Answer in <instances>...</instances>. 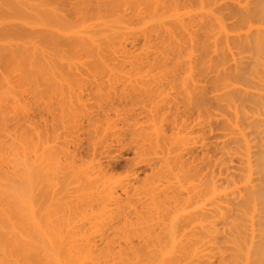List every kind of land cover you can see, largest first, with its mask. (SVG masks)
Segmentation results:
<instances>
[{"label":"bare ground","instance_id":"obj_1","mask_svg":"<svg viewBox=\"0 0 264 264\" xmlns=\"http://www.w3.org/2000/svg\"><path fill=\"white\" fill-rule=\"evenodd\" d=\"M193 1L0 0V264H264V130L259 127L263 123L264 128V0ZM169 63L176 68L168 69ZM120 64L138 66L134 72L144 71L148 78L161 76L160 86L172 83L158 90L162 98L152 110L161 123L153 124L155 140L146 145L180 144L187 151L173 157V150L165 149L160 165L152 162L153 172L137 184L119 182L122 178L109 174L107 165L96 164L98 154L111 152L112 143L104 138L110 133L121 139V133L112 118L90 117L86 110V95L105 94L116 102L118 91L122 96L136 89L157 93L153 78L139 88L141 74L135 75L139 86L133 82L134 69L126 78L129 68ZM186 64L188 77L177 72ZM159 67L165 72L160 74ZM107 68L115 69L111 74L123 83L133 78L129 87L115 92V78H104ZM199 68L212 81L199 77ZM85 76L94 78L95 89L86 87ZM132 82L139 87H130ZM179 93L185 101L180 108L167 101H179ZM55 99L65 129L83 127L89 113L90 160L85 161L79 144L72 150L67 138L63 147L62 141L58 146L45 142L44 126L32 119L33 103L47 109ZM173 107L183 110L179 120L185 124L174 127L177 135L185 131L178 143L164 130L170 112L175 120L181 112ZM254 126L262 131L255 134ZM216 129L224 132L222 140H215ZM140 146L137 168L151 162L144 156L152 150ZM234 157L241 163L237 177ZM91 160H97L95 165ZM135 174H130L133 179Z\"/></svg>","mask_w":264,"mask_h":264},{"label":"rangeland","instance_id":"obj_2","mask_svg":"<svg viewBox=\"0 0 264 264\" xmlns=\"http://www.w3.org/2000/svg\"><path fill=\"white\" fill-rule=\"evenodd\" d=\"M195 1V0H194ZM193 1V2H194ZM197 1V0H196ZM220 1V0H219ZM219 1L217 2V3H219ZM228 2L230 1L231 2V0H227ZM193 2H191V5L192 4H194ZM198 2V1H197ZM197 2H196V7L200 4L199 2V4H197ZM217 3L215 4L214 3V5L216 6L217 5ZM228 4V3H227ZM214 5H212V6H214ZM200 6V5H199ZM198 6V7H199ZM218 6H221V3H220V5L218 4ZM230 6V5H229ZM228 5L227 6H225L226 8L227 7H229ZM193 7L194 8H196L195 7V4L193 5ZM225 7H222V8H224L225 10H222L223 12L225 11V15H226V8ZM219 9V8H218ZM144 15V14H143ZM228 15H226L225 17H227ZM227 18H230L229 16L227 17ZM226 19V18H225ZM231 19V18H230ZM227 20V22L228 23H232V20H229L228 21V19H226ZM225 20V21H226ZM229 25H231V24H229ZM186 47V49H188L187 48V46H185ZM183 50V49H182ZM182 50H180V52H178L177 54L179 55V53L181 54L182 53ZM185 50V49H184ZM183 50V52H184V54L187 52L186 50L184 51ZM182 55V54H181ZM188 63V62H187ZM173 64V63H172ZM123 65V64H122ZM121 64L120 65H118V66H122ZM145 66V68L147 69V64H142L141 66ZM167 64H165V66H166ZM171 65V63H169V65L167 66L168 67V69H169V66ZM124 66V65H123ZM122 66V67H123ZM132 66H134L135 67V65H132ZM131 65H130V67H132ZM185 66V65H184ZM184 66H180V68H179V66L177 67V68H179V71H177V72H179V74L182 72V74H183V71H185L184 72V74L185 75H187V77H188V73L186 72L187 70L185 69V68H189V66L186 64V66L184 67ZM125 69H127V67L129 68V69H127V70H129V72H126V70H125V74H126V76L127 75H131L134 71H135V69L136 70H138V66L134 69V67H132L131 69L133 70V72L130 74V67H129V64H125ZM172 67H174V65L172 66L171 65V70H172ZM176 68V66L173 68V69H175ZM109 69H111L110 71H109V74H111V72H113V70L115 71V69H113L112 70V68H107V70L106 69H104V72H106L107 71V73H108V70ZM160 69H162L160 72L159 71H156L155 73H157V72H159L160 74H162V72L164 71L165 72V70H163L164 68L162 67H159V69L158 70H160ZM183 69V70H182ZM185 69V70H184ZM180 70H181V72H180ZM120 71V70H119ZM140 71V70H139ZM139 71H136L138 74L140 73ZM199 71H201V74L199 75V77L201 76V77H203V75H204V78H209L208 80H211L212 81V75H210L209 77H208V75L210 74H208V72L206 71V73H205V70H202L201 68H199ZM198 71V72H199ZM142 72V71H141ZM144 72V71H143ZM143 72L142 73H140L141 75H139L140 77H141V86H140V82H139V79H137V75L138 74H136L135 72H134V75H132V76H134L133 78H135V79H133V82H134V80L135 81H137V83L139 84V86L138 85H136V83H130V87H131V84H132V86H133V84H134V86L136 85L137 87H139V88H145V87H147V85L148 84H151L152 82H153V79H154V82H156V83H152V84H154V87L155 86H157V87H155L156 88V91H157V93L155 92V93H149V92H147V91H145V90H138V89H136V90H133V92L135 91H138V93H143V94H145V95H141V94H137V93H133L132 91H131V93H133V94H131V96H130V94H123L124 96H122L121 94H120V91H118L119 90V88H121L122 86H126V87H129V83L127 84V82H129L128 80H130L131 78V76L129 77V79H126V82L125 83H123L120 79H117V78H115L114 77V74L116 75V73H114V74H111L110 75V77H109V74H107V75H105V77L104 78H107V76H108V78H110V79H112V77H114L115 79H117V80H119L120 82H122L123 84H121L120 83V87L118 86L119 84H117L116 85V83H118V81H116L115 82V79H114V83L115 84H113L112 83V80L110 81V79L108 80L107 79V82H109L108 84H111L112 83V85H115L116 86V91L115 92H117L118 94H119V96L117 97L115 94V96L114 95H112L113 96V98L114 99H117V101L116 100H114V101H116V102H111V101H113V99L111 98V99H109V95H107L108 96V98H107V96H105V94H104V96L106 97V99L105 98H103L104 96L103 95H98V96H101L100 97V99L101 98H103L102 100H104V101H106V104H104L103 102H101V100H98L99 99V97L96 95H94V94H92L91 96H89V95H86L88 98H86V96L84 97V99L86 100V102L88 103V107H86V110L90 113L91 112V114H90V117L91 116H93L94 114L95 115H98V118H100V119H103V118H105L106 119V117H109V118H112L113 119V121H115V124H117V125H119V126H123V128H122V126L121 127H119L118 126V128H115V129H117V130H119L117 133H121V139H115V138H113V136H111V134L109 133L107 136H106V138H104L103 140H104V143L106 142V140H108V142H110V143H112V145H111V147L109 146V148H110V151L111 152H108V153H106V152H104L103 154H98V157L96 156V159L98 158L99 159V161H100V163H98V161H97V165H99V164H101V166L104 168L106 165V167H108V168H105L107 171H109V174H110V172H111V174L112 175H114V178H116V179H123V181H122V179L119 181V182H129V183H131L132 184V182H130V181H132L133 180V184H134V182H135V184H137L138 182H140L139 180H142V176H143V179L147 176V173H148V175H150V173L151 172H153V170L151 171V167H153V165L151 164L152 162L153 163H155V164H157L156 165V167H158V165H160V161L162 160V157H161V159H159L160 158V156H162V154L163 153H165V155L167 154V151L166 150H168V148L170 147V151L171 150H173V151H171L170 153V156H173V157H175V155L177 154V153H180V152H182V153H184V152H187L186 151V146H184V145H178V144H171V145H168L167 147H157L156 145H154L153 147H151V146H147L148 144V142H150V141H152V140H155L154 138H155V136H156V134H155V129H156V127H158V126H160V120L158 119V117H157V115H155L156 114V111H155V114L153 115V113H154V111L153 110H155L154 108H153V110H152V107H154V106H152V105H154L153 103H155L159 98H162V97H160L159 96V91H160V89H161V87H163V85L165 84L166 85V87L167 86H170L172 83L171 82H169V83H164L162 86H160L161 84L159 83V80L161 79V76H158L157 75V78H153V77H156V74H153V76H151L150 78H148V76H147V74H146V72H144V74H143ZM202 72H204V73H202ZM129 73V74H128ZM158 73V74H159ZM187 73V74H186ZM200 73V72H199ZM142 74H143V76H142ZM159 74V75H160ZM181 74V75H182ZM212 74V73H211ZM85 75V74H84ZM136 75V76H135ZM145 75V76H144ZM138 76V77H139ZM182 76H184V75H182ZM196 76V75H195ZM85 77H87V76H85ZM117 77V76H116ZM158 77H159V79H158ZM186 76H185V78H187ZM87 78H89V79H87ZM86 78V82H85V84L87 85L86 87L87 88H89V87H91V86H94V89L96 88L95 87V83H97L95 80H94V78H92L91 79V77L89 76V77H87ZM103 78V79H104ZM126 78H128V76L126 77ZM153 78V79H152ZM92 81H91V80ZM132 79H131V81H132ZM144 79V80H143ZM156 79H158L157 81H155ZM88 80L91 82V83H89L88 82ZM95 82H94V81ZM104 80H106V79H104ZM147 80V81H146ZM187 80V79H186ZM143 81H145V84H144V82ZM211 81L208 83L207 81H205L206 83H207V85L208 84H210L211 83ZM106 82V83H107ZM111 82V83H110ZM176 82V81H175ZM104 83H105V81H104ZM91 84V85H90ZM126 84V85H125ZM76 85V84H75ZM107 85V84H106ZM109 86V85H108ZM114 86V87H115ZM159 86H160V88H159ZM210 88H211V86H209ZM73 88H75V86L73 87ZM92 88V90H93V87H91ZM207 89H208V87H206ZM209 88V89H210ZM115 89V88H114ZM113 89V90H114ZM113 90L111 89V91L113 92ZM121 90V89H120ZM123 90V89H122ZM159 90V91H158ZM162 90V89H161ZM210 90H212V88L210 89ZM210 90H208V91H210ZM93 93V92H92ZM146 93H149V95L148 94H146ZM134 94L136 95H139V96H134ZM156 94V95H155ZM209 94H210V96L211 95H213V94H211V91L209 92ZM127 95V96H126ZM134 97H133V96ZM141 95V96H140ZM172 95V94H171ZM183 94H181L180 95V93L177 95V96H175L177 99H179V101L177 100H175V98H174V101H170V100H173L172 98H169L167 101L168 102H178V107L180 108V107H182V106H184V99L182 100L181 98H179L180 96L182 97V98H184V96H182ZM77 96V95H76ZM93 96H94V98L95 97H98V98H96V99H94L93 98ZM112 96H110V97H112ZM143 96V97H142ZM148 96V97H147ZM150 96V97H149ZM57 96H55V98H56ZM62 97V96H61ZM60 96L59 97H57L58 99L59 98H61ZM92 97V98H91ZM115 97H117V98H115ZM124 97H125V99H124ZM138 97V98H137ZM139 97H141V98H139ZM145 97V98H144ZM151 97H152V100H151ZM153 97H154V100H153ZM56 98V99H57ZM63 98V97H62ZM68 98V97H67ZM66 98V99H67ZM123 98V99H122ZM128 98V99H127ZM132 98V99H131ZM134 98V99H133ZM144 98V99H143ZM148 98V99H147ZM33 99H34V97H33ZM47 99V98H46ZM55 99V101H53V103H57L56 105L55 104H52V111H51V114H50V111H48L47 109H49L50 108V106L51 105H49V108H44V109H46L45 111H44V109L43 108H40L42 105H40V104H34L33 103V105H35L36 106V108L35 109H33L34 111H33V115H32V119L35 121V122H39L38 124H39V126H42L41 128H43V126H44V128L42 129V131H44L45 130V132H42L41 131V128H39L38 130H40L41 132H42V135H43V138H45V135H46V139H45V142L46 143H49V145H51V144H56L57 146L58 145H60V144H62V143H64V144H62L61 146L63 147V145L65 146L66 145V143H67V145L68 146H70V148L72 149V147L75 145H78V147L80 148V149H78L79 150V152H81V153H83L82 155L85 157V159H87V160H85V161H88V160H90L91 158H89V156L93 153V143H91V141H90V139H92V126L91 125H89L88 124V122H87V117H85L86 116V114H89V113H86L85 114V118L83 117V120L84 119H86V120H84V126L83 127H81V128H78V129H73V130H75L76 132H77V130H78V132L79 133H77V134H79V136L80 137H78V136H76L75 135V131H74V133H73V130H72V125H71V122H70V125H71V127H69L71 130L69 131L68 129L69 128H66L65 129V121L63 122V121H61V120H63L62 119V115L60 114V112H59V110L61 109V106H60V103H58L57 102V100ZM66 99H63V102L62 103H64V100L66 101ZM88 99H89V101H88ZM108 99V100H107ZM121 99V100H120ZM130 99V100H129ZM145 99L147 100V101H145ZM50 100H52V99H50ZM50 100H48L49 102H51ZM53 100H54V98H53ZM59 100H62V99H59ZM69 100V99H68ZM110 100V104H109V106H108V104H107V102ZM124 100V101H123ZM127 100V101H126ZM131 100H132V102H131ZM143 100V101H142ZM180 100H181V102L183 103V105H182V103L180 102ZM97 101V102H96ZM119 101V102H118ZM121 101H122V105H120L121 104ZM141 101V102H140ZM43 102V101H42ZM68 102V101H67ZM137 102V103H136ZM146 102V103H145ZM212 102H214L215 103V100L214 101H212ZM91 103V104H90ZM109 103V102H108ZM112 103H118L117 105L115 104V107L113 106V104ZM136 103V104H135ZM179 103H181V106H179ZM59 104V105H58ZM96 104V105H95ZM213 104V103H212ZM37 105H38V107H39V105H40V107L38 108V111H37ZM53 105H54V107H53ZM67 105H70L69 103L67 104ZM101 105V106H100ZM124 105V106H123ZM216 105V104H215ZM215 105H214V108H215ZM218 105V104H217ZM44 106V105H43ZM55 106H58V107H55ZM78 106V105H77ZM76 106V107H77ZM94 106H96V107H94ZM99 106V107H98ZM102 106H104V107H102ZM60 107V108H59ZM63 107H68V106H66V103L63 105ZM70 107V106H69ZM72 107V106H71ZM70 107V108H71ZM108 107H110V109L108 108ZM113 109H112V108ZM129 107H131V108H129ZM136 107V108H135ZM50 108V109H51ZM70 108H68V109H70ZM73 108V107H72ZM80 107H78V108H75V109H77V110H80L79 109ZM89 108V109H88ZM100 108H102V109H100ZM115 108V109H114ZM129 108V111L127 110ZM132 108L133 109H135V110H133L132 111ZM179 108L177 109H175L174 107L172 108V110H178V112H180L179 113V117H178V113L176 114L177 116H176V120H175V115H174V113H173V111L172 112H170L171 114H170V118L168 117V120L166 121V124H165V126H164V130L166 131V134H167V136H168V138H171L172 136H175V140H176V142L178 143V141L180 142V140H177V138H179V137H181V135L179 136V134H182V133H184L185 134V131H184V129H183V131L181 132V133H178V135H177V133L176 132H178L174 127L175 126H179V127H181L182 126V128H183V126L185 125V124H183L184 122H183V119H181V120H179V118H183V116L181 117V114H182V112H183V110L182 109H180V111H179ZM184 108V107H183ZM41 109V110H40ZM91 109H92V111H94V112H92L91 111ZM96 109H97V111H96ZM109 111H108V110ZM121 109V110H120ZM126 109V110H125ZM145 109V110H144ZM215 109H217V108H215ZM39 110H40V112H39ZM107 112H106V111ZM112 110V111H111ZM142 111V112H140V111ZM174 110V111H175ZM44 111V113H43V116L41 115V113ZM105 111V112H104ZM111 111V112H110ZM121 111V112H120ZM125 111V112H124ZM130 111H131V113H130ZM152 111V112H151ZM47 114H46V113ZM53 112V113H52ZM104 112V113H103ZM117 112L119 113V114H117ZM127 112V113H126ZM128 112H129V114H128ZM135 114H134V113ZM144 112V113H143ZM38 113H40V114H38ZM98 113V114H97ZM110 113H111V115H110ZM176 113V112H175ZM185 113V112H184ZM184 113H183V115H184ZM44 114H46V116L44 117ZM54 114V115H53ZM100 114V115H99ZM127 114V115H126ZM51 115V116H50ZM118 115V116H117ZM127 117H126V116ZM130 115H132V116H129ZM172 115V116H171ZM48 116V117H47ZM61 116V117H60ZM88 117H89V115H87ZM104 116V117H103ZM121 116H125L126 117V120H125V118L124 117H122V118H120ZM136 118H135V117ZM40 117V118H39ZM41 117H43V118H41ZM128 117H129V119L131 120H129L128 119ZM177 117H178V119H177ZM61 118V119H60ZM132 118V119H131ZM155 118V119H154ZM173 118H174V120L175 121H177V123H175L174 122V120H173ZM38 119V120H37ZM121 119V120H120ZM123 119V120H122ZM128 119V120H127ZM43 120V121H42ZM47 121V122H49V125H48V123L47 122H45V121ZM55 120V121H54ZM59 120H60V122H59ZM124 120H125V122H124ZM134 120V121H133ZM140 120V121H139ZM179 120V121H178ZM51 121V122H50ZM54 121V123H55V125H54V123H52ZM155 121H157V122H159V123H157V122H155ZM171 121V122H170ZM45 122V123H44ZM58 122V123H57ZM102 122H103V120H102ZM128 122V123H127ZM129 122H130V124H131V122L133 123V125H130L129 124ZM124 123V124H123ZM155 123V124H154ZM157 123V124H156ZM181 123H182V125H181ZM38 124H36L35 123V126H36V129H37V126H38ZM44 124H46V127H45V125ZM53 124V125H52ZM60 124V125H59ZM103 124V123H102ZM128 124V125H127ZM153 124H154V126H156V127H153ZM177 124V125H176ZM261 124V123H260ZM260 124H258V125H260ZM263 124V123H262ZM261 124V126H263ZM51 125V126H50ZM126 125V126H125ZM257 125V126H258ZM48 126V127H47ZM50 126V127H49ZM56 127V129H57V131L56 130H54L53 128H55ZM170 126V127H169ZM256 126V127H257ZM261 126H259L261 129H263L264 130V128H262ZM34 127V126H33ZM135 127V128H134ZM45 128H47V129H45ZM120 128H121V130L123 129L124 130V132H123V130L121 131L120 130ZM140 128V129H139ZM174 128V129H173ZM254 128H255V126H254ZM260 128H255L254 129V133L256 132H259L258 130L260 129ZM63 129H64V131H63ZM131 129V130H130ZM134 129V130H133ZM154 129V130H153ZM260 129V131H262ZM50 130V131H49ZM54 130V131H53ZM66 130V131H65ZM81 130H84L83 132H81ZM88 130V131H87ZM125 130H128L127 132L125 131ZM144 130V131H143ZM174 130H175V132H174ZM257 130V131H256ZM37 131V130H36ZM49 131V132H48ZM61 131V132H60ZM112 131V130H111ZM131 131V132H130ZM133 131H135V133L133 134ZM141 131H143V132H141ZM48 132V133H47ZM55 132H56V136H55ZM85 132V133H84ZM122 132H123V135H126V136H123L122 135ZM45 135H44V134ZM53 133V134H52ZM87 133H89V134H87ZM126 133V134H125ZM137 133H139V134H137ZM145 133V134H144ZM220 133V134H219ZM222 133H224L221 129H216L215 130V135L217 136V137H215V140H222L223 139V137H222ZM255 133V134H256ZM49 134V135H48ZM71 134V135H70ZM76 136H74V135ZM83 134V135H82ZM132 134V135H131ZM153 134V135H152ZM184 134H183V136H184ZM41 135V134H40ZM41 135V136H42ZM51 135V136H50ZM59 135V136H58ZM67 135V136H66ZM73 135V136H72ZM87 135V136H86ZM113 135V134H112ZM130 135V136H129ZM137 135V136H136ZM148 137H147V136ZM155 135V136H154ZM219 135H221L220 137H219ZM258 135V134H257ZM256 135V136H257ZM259 135H262V134H259ZM258 135V136H259ZM40 136V137H41ZM49 136V137H48ZM53 136V137H52ZM61 136V137H60ZM70 136H72V138L70 137ZM82 136H83V138H82ZM114 136H116V135H114ZM75 137V138H74ZM77 137H78V139L79 138H81L82 140H78L77 139ZM86 137H88V138H86ZM110 137H112V138H110ZM261 136H259V138H260ZM47 138H51V140H49L48 139V142L46 141L47 140ZM67 138V139H66ZM151 138H152V140H151ZM53 139H54V141H53ZM68 140L67 142H66V140ZM69 139H70V141H69ZM87 139H88V141H87ZM42 140H44V139H42ZM58 142H57V141ZM64 140V141H63ZM78 140V142L76 143V141ZM147 140V141H146ZM51 141H53V142H51ZM62 141V143H60V142ZM72 141V143H70ZM74 141V142H73ZM116 141V142H115ZM133 141V142H132ZM44 142V141H43ZM66 142V143H65ZM80 142V143H79ZM124 142V143H123ZM138 142V143H137ZM154 142V141H153ZM76 143V144H75ZM121 143V144H120ZM127 143V144H126ZM130 145H129V144ZM72 144V145H71ZM74 144V145H73ZM142 144H145V147L147 148V151H151L150 153H152L151 155H149V156H144V158H147L148 160H150L149 162H150V164L152 165V166H150V164L146 161V163L145 164H143L142 166H140V167H136V162L139 160V158L140 157H137V155H136V151H137V148L141 145L142 146ZM147 144V145H146ZM154 144V143H153ZM182 144V143H181ZM91 146V149H90V146ZM99 145V144H98ZM101 145V144H100ZM123 145V146H122ZM134 145V146H133ZM136 145V146H135ZM137 145H139V146H137ZM178 146L177 148H175L174 146ZM83 146V147H82ZM118 146V147H117ZM140 146V147H141ZM173 146V147H172ZM179 146H180V148H179ZM184 146V147H183ZM85 147V148H84ZM88 147H89V150H88ZM98 147H102V146H96V148L97 149H99ZM135 147V148H134ZM155 147V148H154ZM113 150H112V149ZM171 148H173V149H171ZM73 149H75V147H73ZM72 149V150H73ZM123 149V150H122ZM149 149V150H148ZM166 149V150H165ZM181 149V150H180ZM88 150V151H87ZM92 150V151H91ZM115 150V151H114ZM164 150V151H163ZM85 151V152H84ZM160 151V152H159ZM87 152V153H86ZM88 152H89V154H88ZM113 152V153H112ZM81 153H79V155L81 154ZM110 153V154H109ZM117 153V154H116ZM86 154H87V156H86ZM82 155H81V157H82ZM101 157H100V156ZM106 155H108V156H106ZM116 155V156H115ZM92 156V155H91ZM106 156V157H105ZM83 157V158H84ZM101 159H100V158ZM112 157V158H111ZM120 157V158H119ZM151 157V158H150ZM152 157H154V159L152 158ZM107 158V159H106ZM119 158V159H118ZM136 159V158H138L137 160H134V159ZM155 158H157V159H155ZM118 159V160H117ZM159 159V160H158ZM110 160V161H109ZM133 162H132V161ZM154 160V161H153ZM94 161V160H93ZM96 161H94V162H92V160H91V162L92 163H94V165H95V162ZM109 161V162H108ZM104 162V163H103ZM106 162V163H105ZM108 162V163H107ZM145 162V161H144ZM237 162V163H236ZM109 163H111V164H109ZM155 164H154V166H155ZM87 165V164H86ZM134 165H135V167H134ZM149 166V167H148ZM238 166V167H237ZM240 166H241V163H240V161H239V159L238 158H236V157H234V159H233V170H234V172H236L237 173V175L236 174H233L234 176L236 175V177L237 176H240V175H238L239 173H240V170H238V169H240ZM111 168V169H110ZM110 169V170H109ZM132 170V171H130V170ZM129 170V171H128ZM134 170V171H133ZM157 170V169H156ZM127 171V172H126ZM138 173H137V172ZM140 171V172H139ZM129 172V173H128ZM131 172H133V173H131ZM135 172H136V174H135ZM146 172V173H145ZM156 172V171H155ZM168 174H173V172H171V171H168L167 172ZM108 174V175H109ZM133 174H135V178H137V179H133L134 177H132L131 175ZM129 175V176H128ZM140 175H141V178H140ZM111 176V175H110ZM125 176H126V179H125ZM169 176V175H168ZM129 177V178H128ZM167 179V178H166ZM135 180V181H134ZM165 180H161V184L162 185H165V182H164ZM128 183V184H129ZM226 183V182H225ZM225 185V184H224ZM226 185H230V184H228V182H227V184ZM175 190V189H174ZM173 190V191H174ZM120 192V191H119ZM90 205H88L87 207H89ZM89 212H90V209H89ZM82 215H80V217H81ZM88 216H90V215H88ZM87 215H86V217H87V219L88 218H90V217H88ZM170 216V214L169 215H167V217H169ZM171 217L172 216H170L169 218H168V220L170 221L171 220ZM86 219V218H85ZM87 221H91V219H88ZM87 221H86V223H87ZM79 222L80 223H82V222H84V219H80L79 220ZM92 223V222H91ZM88 224H90V223H87L86 225L87 226H89ZM81 226L83 227V225L81 224ZM86 226V227H87Z\"/></svg>","mask_w":264,"mask_h":264}]
</instances>
